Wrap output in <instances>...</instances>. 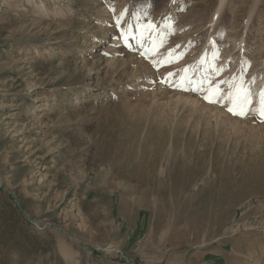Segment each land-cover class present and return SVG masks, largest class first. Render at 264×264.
<instances>
[{
    "label": "rangeland",
    "instance_id": "374dc122",
    "mask_svg": "<svg viewBox=\"0 0 264 264\" xmlns=\"http://www.w3.org/2000/svg\"><path fill=\"white\" fill-rule=\"evenodd\" d=\"M220 4L0 0V264H264V0Z\"/></svg>",
    "mask_w": 264,
    "mask_h": 264
},
{
    "label": "bare ground",
    "instance_id": "6f19581e",
    "mask_svg": "<svg viewBox=\"0 0 264 264\" xmlns=\"http://www.w3.org/2000/svg\"><path fill=\"white\" fill-rule=\"evenodd\" d=\"M226 0H221V4L220 6L217 8V10L215 11V13L213 14V20L210 23V26L212 27L213 25H215V22L217 21V19H219V16L221 14V9L222 7L225 5ZM210 56V55H209ZM204 70V69H203ZM202 70V71H203ZM204 72V71H203ZM199 74L203 76V73H201L200 69H199ZM205 76V75H204ZM261 86V85H260ZM259 86V87H260ZM258 88V87H255ZM219 110V109H218ZM222 112V111H220ZM223 113V112H222ZM226 115V114H225ZM175 170V169H174ZM182 175V174H181ZM144 200V199H143ZM69 246H67L65 243L62 242V244L60 245V252L62 255H64V257L68 260H71L73 258V252L72 250H70L68 248Z\"/></svg>",
    "mask_w": 264,
    "mask_h": 264
},
{
    "label": "snow or ice",
    "instance_id": "6c2138e0",
    "mask_svg": "<svg viewBox=\"0 0 264 264\" xmlns=\"http://www.w3.org/2000/svg\"><path fill=\"white\" fill-rule=\"evenodd\" d=\"M261 95H262V97H264V93H262ZM206 99H207V97H206ZM229 111H232V108H229ZM240 114L243 115V113H240Z\"/></svg>",
    "mask_w": 264,
    "mask_h": 264
}]
</instances>
